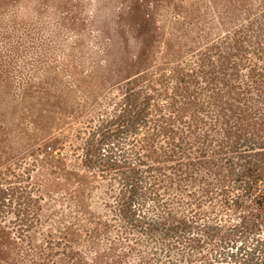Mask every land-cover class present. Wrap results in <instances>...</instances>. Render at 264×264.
I'll use <instances>...</instances> for the list:
<instances>
[{"label":"trees","instance_id":"trees-1","mask_svg":"<svg viewBox=\"0 0 264 264\" xmlns=\"http://www.w3.org/2000/svg\"><path fill=\"white\" fill-rule=\"evenodd\" d=\"M115 26V99L44 149L85 189L49 210L36 161L0 171V241L39 264H264V9L178 57L156 25Z\"/></svg>","mask_w":264,"mask_h":264},{"label":"rangeland","instance_id":"rangeland-1","mask_svg":"<svg viewBox=\"0 0 264 264\" xmlns=\"http://www.w3.org/2000/svg\"><path fill=\"white\" fill-rule=\"evenodd\" d=\"M262 9L264 0H0V171L36 161L30 182L49 210L52 199L64 206L85 189L87 176L51 168L44 149L61 154L86 109L119 92L125 55L116 21L156 25V54L178 57ZM125 47L136 51L131 40ZM12 243L0 241V264H39Z\"/></svg>","mask_w":264,"mask_h":264}]
</instances>
